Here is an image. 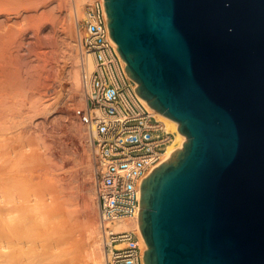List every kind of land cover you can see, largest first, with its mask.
Masks as SVG:
<instances>
[{"label":"water","instance_id":"obj_1","mask_svg":"<svg viewBox=\"0 0 264 264\" xmlns=\"http://www.w3.org/2000/svg\"><path fill=\"white\" fill-rule=\"evenodd\" d=\"M136 94L187 140L140 185L145 264H264V0H104Z\"/></svg>","mask_w":264,"mask_h":264},{"label":"bare ground","instance_id":"obj_2","mask_svg":"<svg viewBox=\"0 0 264 264\" xmlns=\"http://www.w3.org/2000/svg\"><path fill=\"white\" fill-rule=\"evenodd\" d=\"M86 1L87 0H75L77 4L76 12L78 16L81 12L82 5ZM8 30L9 33H7L6 35L5 32L4 35L8 36V34H10V27L9 29H7V32ZM2 40L5 41L4 39ZM0 46H2L1 43ZM2 51L0 53H2ZM9 54H11V56L13 55L11 52ZM3 55L0 56V58L3 57V62H1L2 59L0 60L2 65L1 63L0 65L5 69V71L3 68L0 70V264H47L46 260H48L50 257L55 258L56 256L54 253H52L51 249H55V247L63 241L65 243H68L69 246V260L64 264H106L105 254L103 255L104 250L102 244V235L100 237L99 221L96 212H93L91 214L82 213L81 210L83 209L84 205H81V207L78 208L76 206L77 203H75L74 201L72 202L74 198L71 199V196L74 192L73 190H75V188L79 186L78 185L76 187V185L73 184V175L75 174L74 167L76 164L73 160H71V158H66L67 156L63 155L65 159H62V156H59L61 155L60 153L59 155L52 153L50 144L47 143L46 138H43V136H41L42 134H40L43 131V128L37 127L41 124L43 119H40V121L28 120L30 114V109L28 107L31 104H34L35 101L32 100L33 102L30 103L27 107L28 91L25 89L27 86L24 87V82H26V80L22 82V79L24 77L19 76L20 69L18 68V66L17 68L19 70H16L19 71V73L16 75L20 78H17V76L13 74V72L15 73L16 70H9V65L12 64L11 67L14 68L16 65H13L11 59L8 58L9 55H7V58L10 62L5 57L6 53ZM70 57L72 58V56ZM74 57L76 58L75 55ZM12 60H14V58ZM15 60L13 61L14 63ZM7 61L9 62V64ZM74 62H70L67 64V66L64 67L60 66L61 68L59 70V74L63 75L64 72L67 71L70 75H72L73 79L71 78V80L73 84L71 83L70 86H74L75 88L81 86V77L78 65L76 64V61ZM88 62L91 66V60L89 58ZM56 74L58 73L56 72ZM13 75L16 77H14ZM56 91H54L55 94ZM49 97L50 96H48L47 98ZM59 99L60 98H58L57 101H59ZM44 101L45 102L43 103L42 101L38 103V113H40L39 109H42L40 107L49 106L51 104L54 105L55 103H57V101L54 102L46 99ZM63 106L62 104L61 106H57L56 104L49 112L51 118L54 119V122L55 120H64L67 118H69L70 120L72 116L77 115V113L73 112V110L70 109V106ZM155 112L157 119L162 123L163 128L167 132H173L175 135L174 138H172L171 142L168 144L163 155L164 161L166 158H168V155L172 150L181 149L183 147V142L187 140V137L178 130L179 124L176 121L165 116L163 113H160L158 111ZM77 118H79V116ZM69 120L68 122H71ZM76 120L77 119H75V121ZM79 121H81V119ZM81 122L83 123V121ZM81 122L78 123L80 124ZM59 123L60 125L63 124L61 122ZM61 138L62 137H60V139ZM57 140L55 139V141ZM70 143V147L72 146L75 151L73 153L78 154V159L80 161L79 163H86V165L90 164L89 156L82 145L79 144V140H77V137H72ZM67 149L72 150L71 148ZM58 159L60 160L55 161ZM33 160L42 161L44 163L43 166H45L43 167L45 171L44 175H42L41 177L39 176V179L38 175H36L37 177L34 176L28 168V161ZM59 162L60 165L58 164ZM57 164L59 166H57ZM56 166H61L62 169L66 170V174L64 171V177L59 176L60 178H62V180L65 181V187L62 184V180V182H60L62 188L56 186L58 184L55 183V180L57 179L58 181H60V179L58 177L56 178L55 175L57 174L51 171V168H56ZM55 172L57 173V171ZM35 178H37V182L42 186V192L40 195L29 197L26 193L29 187L33 184ZM78 188L77 190L80 191L81 188ZM86 188L84 189L83 187L82 189L87 190ZM76 193L74 194L75 196ZM74 195L72 197H75ZM83 198L84 197H82V199ZM79 200H81V198ZM84 200L86 201V207V205H88L89 203V200L88 198L83 199V201ZM94 200L95 199H93V202ZM92 208V210H94V207ZM38 214H41V216ZM53 218L61 219L62 223L60 228L57 225L58 223H56ZM37 226L45 231L46 235H52L53 239L50 240L47 237L41 238L42 236H39L38 238L35 237L33 235V230ZM114 228L115 230L135 228L140 232L138 220L130 218H122L118 220L115 223ZM62 261L66 262L65 260ZM62 261L59 260L58 264H63Z\"/></svg>","mask_w":264,"mask_h":264},{"label":"built area","instance_id":"obj_3","mask_svg":"<svg viewBox=\"0 0 264 264\" xmlns=\"http://www.w3.org/2000/svg\"><path fill=\"white\" fill-rule=\"evenodd\" d=\"M83 26L80 77L86 107L81 119L94 155L105 263L145 264L147 247L139 230H115L114 225L122 218L138 220L141 182L163 162L173 134L136 94L137 84L109 36L104 0L87 5Z\"/></svg>","mask_w":264,"mask_h":264},{"label":"rangeland","instance_id":"obj_4","mask_svg":"<svg viewBox=\"0 0 264 264\" xmlns=\"http://www.w3.org/2000/svg\"><path fill=\"white\" fill-rule=\"evenodd\" d=\"M92 1L93 0H87L82 5L81 12L78 16L76 12L77 4L75 0H0V40L2 39L5 40V41L3 40L0 41L2 45L0 46V49L1 51L4 50L2 51V53L3 52H4L3 54L6 53L5 57L7 58L8 57L7 55H9L8 58L11 59L13 65H16L14 68L11 67L12 64L10 63L11 65H9L8 67L9 70L13 69L12 71H15L16 69L19 68L20 73L19 71L16 70L17 73L15 71V73L13 72V74L16 75L19 73L20 77L23 76L25 79L23 78L22 79L23 81L20 79L22 82L26 80V82H24L25 85L24 87L27 86L25 89L28 91L27 107L29 106L30 103L35 101L34 104H31L32 107L31 105L28 107L30 109L28 120L40 121V119L41 120L43 119L41 124L38 125L37 127L43 128V131L40 134H42L41 136H43V138L45 137L47 143L50 144L52 153L57 155H59L60 153L61 155L59 156L60 157L62 156L61 157L62 159H65L64 156H67L66 158H71V160H73L74 163L76 164L74 167L76 175L75 174L73 175L74 176L73 184L76 185V187L79 185L78 187H80L81 189L83 187L84 189L87 187L86 188L87 190L82 189L81 191V189L77 187L78 189H80L81 191L80 193V191H78L77 188L73 187L75 188V190L73 191L75 192L77 190L76 192L78 194L75 192L76 193L75 196L74 195L75 193L73 192V195L75 197H72L73 196L72 195L71 199L74 198L77 201L73 199L72 202L74 201L75 203H77L76 206L78 208H80L81 205H84L83 206L84 210L83 209L81 210V212L84 214L87 213L91 214L93 212H96L99 221V232L101 237L100 216H99V208H98L97 193H96L95 178H94V169H95L94 155H93L92 147L90 145L86 126L84 125V123L81 122L82 119L80 117V115L82 114V112L86 107L85 97L84 94L82 95L83 91L81 86H79L80 88L79 87L74 88V86L72 87L70 86L71 83L73 84L71 80V78L73 79L72 75H70L67 71L64 72L63 75L59 74V70L61 68L60 66L62 67L67 66L68 63L74 61H76V64L78 65L79 73L81 74L80 64L82 61V45L84 43L83 20L85 18L87 5ZM9 27H10V34L6 36L7 33H9V30L7 32V29H9ZM4 33L6 35H4ZM4 43L6 46L4 45ZM5 48L7 51L5 50ZM10 52L13 54L12 56L14 57H12L11 54H9ZM74 55L76 56V58L74 57ZM70 56H72V58ZM3 57L0 58V60L2 59L1 62H3ZM13 58L14 60L16 59L15 63L13 62L14 60H12ZM2 68L3 66H1L0 70ZM56 72L58 74H56ZM19 76H17V78ZM56 90L58 91V93ZM54 91H56V94L54 93ZM48 96H50L49 97L50 99L47 98ZM58 98H60L59 101H57ZM45 99L54 102L57 101V103L54 104V105L57 104V106L59 105L61 106V104L63 106L64 104L67 103L68 105L66 104L63 107L70 106L71 107L70 109L73 110V112L77 113V115L71 117V119L73 120L71 119L69 120V118H67L64 120L63 119L55 120L54 122V119L51 118L49 113L52 107H54V105L51 104L49 106L40 107L42 109H39L40 113H38L37 110L38 103H40L41 101L42 103L45 102L44 101ZM78 116L79 118H77ZM75 119L77 120L75 121ZM80 119L81 121H79ZM68 120L71 122H68ZM56 121L58 122L59 125L57 124ZM59 122L65 125L63 124L60 125ZM78 122H81L82 124L81 123L79 124ZM58 128H60L61 131ZM169 133L173 134L172 138H174L175 136L174 133L173 132H169ZM60 137L62 138L60 139ZM72 137L73 138L77 137V140H79V144L82 145V147L89 156L90 164L86 165V163L85 164L79 163L80 161L78 159V154L73 153L75 151L72 146L70 147L71 145L70 142L72 140ZM55 139L56 140L59 139L57 140L58 142L55 141ZM67 148L69 149L71 148L72 150H68ZM59 160L60 159L55 161H59ZM58 164L60 165V162ZM58 164L57 166H59ZM43 165L44 163L42 161H38V160L28 161V168L30 169L31 173L34 176L38 175V179L39 176L41 177L42 175H44L45 171L43 167L45 166ZM57 166L56 168L52 167L51 171L58 175V176L55 175L56 178L58 177L60 179V181H58L57 179H56L57 181L55 180V183L58 184L56 186L62 188L60 182L63 181L62 184L64 187L66 185L64 184L65 181L62 180V178L60 177L65 176L66 170L62 169L61 166L60 167ZM55 171H57V173ZM59 172L61 173L63 172L62 173L63 175ZM41 189L42 186L37 182V178H35L33 184L29 187L26 194L29 197H34L36 195L41 194L42 192ZM81 195L82 197H84L83 199L88 198L89 200V201L87 200L89 203L88 205H86V207H85L86 201L85 200L83 201ZM80 198L81 200H79ZM93 199H95L94 202ZM91 205L92 207H94L95 211L92 210L93 208L91 207ZM38 215L41 216V214ZM53 220L56 223H58L57 225L60 228L62 223L61 219L53 218ZM33 235L37 238L39 236L40 237L42 236L41 238L47 237L50 240L53 239L52 235L50 234L46 235L45 231H43L39 226H37L33 230ZM68 249H69L68 243H65L63 241L62 243L57 245L55 249L54 248L51 249L52 253H54L56 256L55 258L50 257L48 260H46V263L58 264L59 260L61 261L65 260L66 262L62 261L63 264L67 263L69 260Z\"/></svg>","mask_w":264,"mask_h":264}]
</instances>
